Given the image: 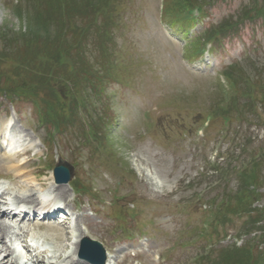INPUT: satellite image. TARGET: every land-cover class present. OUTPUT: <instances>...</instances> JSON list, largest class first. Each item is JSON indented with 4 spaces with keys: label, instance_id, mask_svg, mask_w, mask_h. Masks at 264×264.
Wrapping results in <instances>:
<instances>
[{
    "label": "rangeland",
    "instance_id": "obj_1",
    "mask_svg": "<svg viewBox=\"0 0 264 264\" xmlns=\"http://www.w3.org/2000/svg\"><path fill=\"white\" fill-rule=\"evenodd\" d=\"M47 1L57 2L0 0V6L11 8L20 20L16 29L0 24V31L9 37L24 35L25 31L26 35L36 11L41 5L46 6ZM78 1L75 0V6L83 8ZM87 1L96 5L101 0H86V5ZM112 1V12L107 10L112 22L110 35H91L85 42V52L99 75L104 72L101 61L100 64L95 61L101 52L99 43L110 53L111 64L97 95L87 87L86 106L79 110L78 119L67 112L71 102L64 100L62 111L61 99L48 90L41 97L55 98V130L48 123L41 126L38 116H42L28 99L5 100L0 95V120L9 117L16 128L13 131L0 125V173L9 172L3 151L6 137L13 133L20 141L8 148L15 155L12 160L27 161L29 168H35L41 176L33 177L36 183L15 182L7 189L9 195L25 201L38 200L43 191L54 192L61 206L66 205L65 221L41 223L61 233L60 251L67 263L75 264L82 232L113 251L111 264H157L149 255L154 251L160 253L161 262L163 255L169 257V264H195L193 257L204 251L216 254L213 264H251V257L258 255L247 256L248 253L263 249L264 254V239L256 233L246 235L253 223L247 228L248 217L239 213V207L236 212L232 207L223 208L221 202L227 200L226 195L247 187L240 183L237 173L259 157L257 174L255 168L252 173L259 181L257 188L250 187L254 200L250 209L264 211V100L261 87L253 89L247 83V80L264 83V17L246 21L232 42L195 60L191 70L183 64H191L192 60L182 54V49L191 47L207 25L221 26L227 22L222 21L224 18L235 22L248 8L254 13H264V9L258 10L264 0H220L211 8L208 18L196 21L184 35L176 27L163 32L159 24L160 0ZM189 3V0H164L165 21L175 20L177 24L179 19H173V15L190 8L185 6ZM50 26L52 37L57 30ZM68 38L69 44L75 40V36ZM233 62L238 65L228 72L229 81L223 74L219 82L218 73ZM16 65L12 58L5 61L2 69L8 75L1 77L0 82L6 81L13 91L28 95L31 86L21 83L27 77L22 80L10 71ZM245 97L249 102H244ZM226 107L228 111L223 112ZM254 111L253 115L258 117L251 116ZM209 113L212 121L206 127L203 125V132L195 138V130ZM221 114L230 118L227 125L219 117ZM245 114L250 121L241 119ZM91 119L99 122L90 125ZM59 159L72 166L70 181L87 188L89 193L76 196L68 185L54 189L50 176ZM218 168H224L225 178ZM217 213L227 221L225 232L219 229V234L208 236V241L204 240L206 237L197 239L195 234L201 231L202 220L209 221ZM256 226L261 227L253 232L264 233L263 225ZM125 234L132 235L134 240L141 237V241L125 242ZM193 239H197L195 243ZM49 242L55 246L53 241ZM203 243L214 246L203 249ZM170 245L175 247L173 251H168ZM2 251L0 259L5 256ZM132 255L136 257L128 260Z\"/></svg>",
    "mask_w": 264,
    "mask_h": 264
},
{
    "label": "trees",
    "instance_id": "obj_2",
    "mask_svg": "<svg viewBox=\"0 0 264 264\" xmlns=\"http://www.w3.org/2000/svg\"><path fill=\"white\" fill-rule=\"evenodd\" d=\"M189 1L190 3L185 6L191 8L197 4L200 6L208 5L212 0ZM37 2L39 4V0ZM79 3L83 5V8L76 7L75 0H66V2L57 0V2L53 3L48 2L43 7L41 5L38 11L34 9L37 15L35 17L33 16L34 19H32L26 35L25 31L24 35H13L9 37L4 31H0V78L8 75L3 71L2 65L9 58H12V60L17 61L18 65L11 66L10 71L16 73V76H20L22 80L27 77L21 83L29 85L32 88L29 94L26 95L25 92L13 91V86L5 81L0 82V94H3L6 98L13 99L14 97H18L31 100L37 105V109L41 112L43 119L49 122L54 129L56 124L53 120L57 113L53 105L55 98H48L47 96L41 97L45 91L48 90L61 99L60 109L62 111L64 100H67L68 103L71 102V106H67V112L73 113L74 119L76 120L81 109H85V99L88 98L87 87L89 86L93 93L97 95L102 87V77L106 76L105 71L109 68L107 66L111 64V62L109 63L110 53L106 48H102L99 43L98 46L101 49L98 48L101 52L96 56L95 61L97 64H100L101 61L102 64L100 65H103L102 69H104L103 75H99V72L94 70V65L90 63L85 52V42L91 35H110L109 25L112 22L107 10L110 9L112 12L113 1L111 0L108 3V0H101L100 2H96V5H90L88 1L86 5V0H80ZM262 9H264V4H259L258 10ZM188 10L189 8L183 9L177 14H186ZM80 11L83 13L82 17H80ZM50 25L55 27V31L57 30L52 37L49 36ZM68 35H71V38L75 36L72 44H69ZM37 37H43L45 40L43 41ZM40 41H43L42 45ZM247 83L253 89L261 87L260 94L263 95L262 100H264V83H253L251 80H247ZM54 84H56V89H54ZM243 84L247 86L246 83ZM244 89L247 90L249 88L244 87ZM244 102H249V99L246 98ZM43 113L46 114L48 119ZM254 113L255 111L251 113V116L258 117L257 114L253 115ZM98 119L101 121V118ZM244 119L250 121L248 114H245ZM96 122L99 121L89 120L90 125H96ZM94 131L96 133L95 128ZM260 160L261 158L257 157L256 160L247 163L237 173V178L240 179V183H243L247 187L244 188L242 186L234 194L226 195L227 200L224 198L223 202H221V204H224L222 206L223 208L230 210L232 207L236 212H238L239 207V213L245 214L248 217L246 223L247 228L248 225H251V222L253 223L251 230L260 228L261 226H256L258 223L264 226V211L250 209L254 202L252 195L253 189L250 187L254 185L257 188V181H259L252 173L260 165ZM218 170L222 178H225L223 173L224 168H218ZM257 170H255V174H257ZM257 235V237L264 239V233L258 232ZM256 252L258 256L251 257V264H260L263 262V249L262 251ZM259 252L261 253L258 254ZM247 256L250 255L248 254ZM257 257L260 259L255 261Z\"/></svg>",
    "mask_w": 264,
    "mask_h": 264
},
{
    "label": "bare ground",
    "instance_id": "obj_3",
    "mask_svg": "<svg viewBox=\"0 0 264 264\" xmlns=\"http://www.w3.org/2000/svg\"><path fill=\"white\" fill-rule=\"evenodd\" d=\"M19 139H17V137L16 136H14V135H8L7 136V145H9V146H6L5 147V151H4V155H7V159L9 160V161H11L12 159H13V157H14V154H12L9 150H8V148H10V147H12L13 145H15V144H18L19 143V141H18ZM5 152H7V154H5ZM25 166H26V163H24V162H20L19 164H10L9 165V167L10 168H12V169H14L15 171H23V169L25 168ZM22 174H23V172H22ZM52 178V176H50V179ZM34 178H33V176H31V173H28V177L27 176H24V180L25 181H27V180H29V182H31V183H33V182H35L36 183V180H33ZM38 182V181H37ZM40 183V182H39ZM45 182H42L41 184H44ZM40 184V185H41ZM61 190V189H60ZM61 192V191H60ZM43 197L44 198H46L47 197V194L46 193H44L43 194ZM18 210V212H22L21 211V209H17ZM1 215H3V213H0V218H1ZM17 223H18V225H20V226H25L26 224L25 223H22V221H17ZM8 228H10V226L8 225V224H6V223H4V221L2 220V219H0V251H2V252H4V251H6L5 249H4V247H3V244H4V241H3V238H4V236L6 235V236H8L9 235V233H10V231L8 230ZM56 229H58L59 230V227L58 226H56ZM61 235V233L60 232H56V230L53 228V227H51V226H48V228H47V230L46 231H43V232H41V237L42 238H44V239H48V240H54V242H55V246L56 247H58V248H60V242H62L63 240H61L60 239V236ZM67 236V235H66ZM68 237V236H67ZM69 238V237H68ZM43 244H44V241H43ZM49 243L48 242H46V244H44L45 246L46 245H48ZM57 250V249H56ZM58 251V250H57ZM5 253V252H4ZM111 255H108V262H110V260H111ZM5 258V256L4 257H2L1 259H0V262L1 261H4L5 260V262H8V264H12L10 261H7L6 259H4ZM75 264H87L86 262H84V261H82V260H76L75 261Z\"/></svg>",
    "mask_w": 264,
    "mask_h": 264
},
{
    "label": "water",
    "instance_id": "obj_4",
    "mask_svg": "<svg viewBox=\"0 0 264 264\" xmlns=\"http://www.w3.org/2000/svg\"><path fill=\"white\" fill-rule=\"evenodd\" d=\"M70 170H71V166L61 161V163L57 165L54 169V175H55L56 181L57 182H67L70 178ZM86 243L90 245H96L95 243H89L87 241ZM81 256L84 259L88 260L89 262L102 264V262L99 261L100 259L95 258V256L86 255V254H82Z\"/></svg>",
    "mask_w": 264,
    "mask_h": 264
},
{
    "label": "clouds",
    "instance_id": "obj_5",
    "mask_svg": "<svg viewBox=\"0 0 264 264\" xmlns=\"http://www.w3.org/2000/svg\"><path fill=\"white\" fill-rule=\"evenodd\" d=\"M26 23L25 20V25ZM0 24H6L8 27L16 29L20 24V20L11 8L0 6Z\"/></svg>",
    "mask_w": 264,
    "mask_h": 264
}]
</instances>
